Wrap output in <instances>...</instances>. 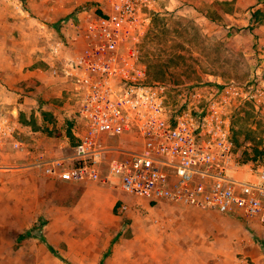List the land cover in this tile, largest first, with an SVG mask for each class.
Returning a JSON list of instances; mask_svg holds the SVG:
<instances>
[{"label":"built area","instance_id":"2783aa9c","mask_svg":"<svg viewBox=\"0 0 264 264\" xmlns=\"http://www.w3.org/2000/svg\"><path fill=\"white\" fill-rule=\"evenodd\" d=\"M159 1L109 0L60 21L48 43L49 69L71 84L82 130L69 166L64 158L41 166L64 181H115L124 193L153 204L240 214L264 224V166L244 164L232 131L234 113L246 104L264 121V83L257 71L244 81L172 96L166 83L151 79L140 49ZM18 132L11 117L0 115V148L7 141L27 148Z\"/></svg>","mask_w":264,"mask_h":264},{"label":"rangeland","instance_id":"374dc122","mask_svg":"<svg viewBox=\"0 0 264 264\" xmlns=\"http://www.w3.org/2000/svg\"><path fill=\"white\" fill-rule=\"evenodd\" d=\"M90 3L105 7L109 0L87 1L77 7ZM262 7L264 0H160L140 46L151 79L166 83L172 96L193 86L209 89L215 82L244 81L257 71L264 83V65L257 59L258 37L264 40V13L258 10ZM41 42L45 56L49 44L44 39ZM232 131L244 164L255 169L264 166V121L252 105L236 110ZM51 135L61 137L56 131ZM69 143L59 147L60 155L54 158L74 152L75 144ZM113 185L84 181L61 191L32 193L26 203L44 202L51 210L47 214L36 207L37 216L30 219L34 212L26 216L19 237L44 243L55 257L48 264H264V236L255 229L254 224H259L255 220L231 216L249 237L246 244L252 253L238 250L234 239L230 248L217 246L220 242L198 244L187 238L189 228L187 232L180 228L182 215L176 208L184 206H149ZM123 204L128 205L126 209ZM158 214L171 215L173 220L158 223ZM186 220L194 218L188 215ZM17 242L12 247L9 242V255L0 257V264H35L20 255L23 249ZM206 244H215V248L207 250Z\"/></svg>","mask_w":264,"mask_h":264},{"label":"crops","instance_id":"0c3cea01","mask_svg":"<svg viewBox=\"0 0 264 264\" xmlns=\"http://www.w3.org/2000/svg\"><path fill=\"white\" fill-rule=\"evenodd\" d=\"M20 1L23 5L17 8L19 0H0V115H7L16 122L18 138L27 143L24 150L14 149L10 141L2 144L0 148V257L9 255L6 252L9 242L12 247L20 240L23 249L21 256L34 260L35 264H48L55 258L50 249L44 243L19 235L27 221L26 216L33 212L30 219L37 216L36 207L47 214L51 209L44 202L35 206L31 205V201L26 203V199L32 193H46L53 188L61 191L62 187H71V183H77L53 176L47 171L48 166L41 164L44 163L43 160L57 159L54 156L60 155L59 147L68 145L69 142L75 144L82 126L75 118L77 114L72 86L64 78L51 74V60L49 53L45 56L42 53L41 39L49 43L52 37L57 36L55 28L63 18L77 16L78 12L92 5L90 3L78 8V4L93 0ZM72 34L71 29L66 31L68 38ZM257 49L260 50L258 64L264 65V40L260 37ZM53 131L61 136L60 139L52 137ZM73 154L70 151L64 157L67 160L66 166L71 164ZM112 183L117 184L115 181L99 184L114 186ZM139 199L151 206L149 200ZM114 202L113 200L111 205ZM165 204L174 203L164 202L157 205ZM181 206L184 207L176 208V212L182 215L180 228L185 232L189 228L191 232L187 236L189 240L193 239L198 244L220 242L217 246L221 244L222 248H230L233 247L230 240L234 239L238 250L247 249L252 253L250 247H247L250 244H246L249 237L240 231L241 224L237 219L231 217L240 214H223L215 210ZM57 209L65 214L62 206ZM188 215L193 216L194 220L187 221ZM155 218L173 220L168 214H158ZM248 218L259 223L254 224L255 229L264 236V224ZM205 248H215V244H206ZM254 250L256 252L257 249Z\"/></svg>","mask_w":264,"mask_h":264},{"label":"trees","instance_id":"16d2710c","mask_svg":"<svg viewBox=\"0 0 264 264\" xmlns=\"http://www.w3.org/2000/svg\"><path fill=\"white\" fill-rule=\"evenodd\" d=\"M258 10L264 13V8L263 7L259 8Z\"/></svg>","mask_w":264,"mask_h":264}]
</instances>
